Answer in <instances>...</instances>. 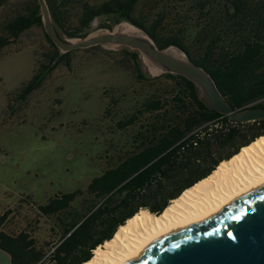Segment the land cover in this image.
<instances>
[{
    "label": "trees",
    "instance_id": "1",
    "mask_svg": "<svg viewBox=\"0 0 264 264\" xmlns=\"http://www.w3.org/2000/svg\"><path fill=\"white\" fill-rule=\"evenodd\" d=\"M6 1L0 0V4ZM46 1L54 28L65 41L66 37L87 38L100 17L106 18L100 27L110 30L128 21L148 32L160 49L178 47L207 69L234 109L264 106V8L260 4L228 0L223 23L221 16H214L201 25L173 26L165 25L164 10L150 15L139 8L141 0ZM199 5L203 14L205 2ZM255 13L263 18L258 19ZM43 24L39 1L30 0L25 10L3 18L0 48L32 26ZM46 37L54 50L43 52L47 61H39L33 77L18 88L23 100L72 52L62 53L47 33ZM125 49L137 60L138 77L150 79L138 63L140 52L130 51L128 46ZM164 76L173 80L172 99L157 94L142 102L139 114L152 116L137 129L133 149L92 178L85 190L58 192L46 203L37 204L38 214L53 223L52 233L60 235L59 242L53 244L57 245L51 257L53 263L84 264L95 248L111 239L120 225L139 210L162 213L173 199L211 174L221 161L264 134V120L234 121L206 105L191 79L171 72ZM141 116L133 113L119 125L127 127ZM28 199L23 197V201ZM15 212V208H8L0 215V244L12 254L15 264H37L50 245L31 237L28 230H35L30 225L17 232L5 231L3 227H8Z\"/></svg>",
    "mask_w": 264,
    "mask_h": 264
},
{
    "label": "rangeland",
    "instance_id": "2",
    "mask_svg": "<svg viewBox=\"0 0 264 264\" xmlns=\"http://www.w3.org/2000/svg\"><path fill=\"white\" fill-rule=\"evenodd\" d=\"M29 1L0 4V32L3 18L25 10ZM200 1L206 5L203 14ZM227 1L141 0L139 8L150 15L164 10L165 25H201L214 16H221L223 23ZM251 1L264 8V0ZM103 21L105 17L95 19L88 37L111 31L144 34L128 21L115 24L112 30L100 27ZM81 39L66 37L67 41ZM125 47L99 44L72 50L68 60L49 72L24 100L18 88L33 77L39 61H47L43 52L54 50L44 24L32 26L0 48V213L6 206L16 209L9 221L10 231L30 225L38 233L46 231L45 238L40 234L37 238L49 241L47 246L58 241L60 235L52 233L53 223L38 214L37 204L46 203L58 192L85 190L92 178L133 149L137 129L152 116L139 114L142 102L157 94L172 99L173 80L164 76L165 71L140 52L138 63L150 79L139 78L137 60ZM170 49L186 56L178 47ZM133 113L140 120L121 128L119 122ZM24 196L29 202L23 201Z\"/></svg>",
    "mask_w": 264,
    "mask_h": 264
},
{
    "label": "water",
    "instance_id": "3",
    "mask_svg": "<svg viewBox=\"0 0 264 264\" xmlns=\"http://www.w3.org/2000/svg\"><path fill=\"white\" fill-rule=\"evenodd\" d=\"M38 1L45 31L63 52L99 44L128 46L165 72L181 74L194 81L202 101L230 119L237 122L264 120V106L234 109L207 69L186 53L182 57L172 49H160L145 30L142 29L143 35L111 31L79 41H65L54 28L47 1ZM0 264H15L12 254L1 244ZM127 264H264V184L221 212L158 237Z\"/></svg>",
    "mask_w": 264,
    "mask_h": 264
},
{
    "label": "bare ground",
    "instance_id": "4",
    "mask_svg": "<svg viewBox=\"0 0 264 264\" xmlns=\"http://www.w3.org/2000/svg\"><path fill=\"white\" fill-rule=\"evenodd\" d=\"M130 33V32H126ZM142 35V34H139ZM264 184V134L173 199L160 214L139 210L84 264H127L158 237L215 215Z\"/></svg>",
    "mask_w": 264,
    "mask_h": 264
},
{
    "label": "crops",
    "instance_id": "5",
    "mask_svg": "<svg viewBox=\"0 0 264 264\" xmlns=\"http://www.w3.org/2000/svg\"><path fill=\"white\" fill-rule=\"evenodd\" d=\"M9 207L8 206H6L5 208H4V210L0 213V215L6 210V209H8ZM3 229L5 230V231H7V230H9V227H6V226H4L3 227ZM28 232L30 233V235H31V237H34V238H37V234H40V236H42V238L44 237H46V231L44 230V229H40L39 230V233L35 230V231H31V230H28ZM60 237V236H59ZM37 239H39V238H37ZM45 242H49V241H44V243ZM59 242V240L58 241H56V242H52V243H50V245H53V244H57Z\"/></svg>",
    "mask_w": 264,
    "mask_h": 264
},
{
    "label": "built area",
    "instance_id": "6",
    "mask_svg": "<svg viewBox=\"0 0 264 264\" xmlns=\"http://www.w3.org/2000/svg\"><path fill=\"white\" fill-rule=\"evenodd\" d=\"M57 245H50L42 259L37 264H55L51 261L53 251Z\"/></svg>",
    "mask_w": 264,
    "mask_h": 264
}]
</instances>
